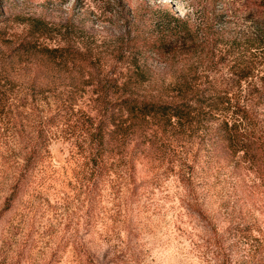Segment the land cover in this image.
Segmentation results:
<instances>
[{
  "label": "rangeland",
  "instance_id": "374dc122",
  "mask_svg": "<svg viewBox=\"0 0 264 264\" xmlns=\"http://www.w3.org/2000/svg\"><path fill=\"white\" fill-rule=\"evenodd\" d=\"M237 1L0 0V264H264V168L210 122L133 142L109 178L88 181L80 161L82 123L115 74L117 100L242 87L264 126L263 58L248 54L257 69L240 81L227 53L254 28L256 0ZM165 22L182 42L160 54L149 43Z\"/></svg>",
  "mask_w": 264,
  "mask_h": 264
},
{
  "label": "trees",
  "instance_id": "16d2710c",
  "mask_svg": "<svg viewBox=\"0 0 264 264\" xmlns=\"http://www.w3.org/2000/svg\"><path fill=\"white\" fill-rule=\"evenodd\" d=\"M229 7L233 8L236 1L225 0ZM246 4H249L247 1ZM244 5L245 8L255 10L252 13L253 30L239 32V36L229 42L228 54L236 57L235 67H238L240 81H245L254 76L257 69L255 58H263L264 65V0L253 1L252 6ZM226 14H219L215 19H222ZM175 22H180L175 18ZM162 23V22H161ZM168 35L164 40H154L149 43L151 48L158 53L171 51L182 42L175 30L170 28V22L163 23ZM211 29V27H210ZM209 29V30H210ZM175 31V32H174ZM246 46L244 51L242 47ZM48 50V49H47ZM256 50V51H254ZM60 48L52 49L58 53ZM260 52V53H258ZM86 57V53L78 52ZM88 61H91L90 56ZM249 57V56H247ZM87 58V57H86ZM101 81L99 90L101 97V111L97 119L87 115L82 123L83 133L80 135L82 168L91 171L88 181L97 178L101 180L103 170L109 171L106 178L111 174L114 158L110 157L125 151L133 142L140 139L142 147L150 148V140L162 138L168 130L192 131L198 120H206L212 124L210 132L217 142H223L233 154H242L249 162L258 161L264 168V126L263 114L260 112L261 105H251L243 99L245 89L240 90L241 97L238 99L227 89L194 88L182 86L178 100L173 103L148 102L138 97L113 99L120 92V80L118 74ZM121 85H127L121 84ZM261 106V107H260ZM264 106V105H263ZM259 107V108H258ZM121 154V153H120ZM202 211L198 210L197 214Z\"/></svg>",
  "mask_w": 264,
  "mask_h": 264
}]
</instances>
